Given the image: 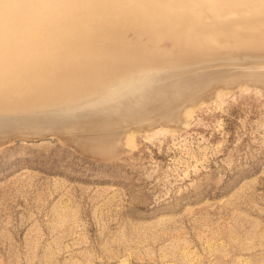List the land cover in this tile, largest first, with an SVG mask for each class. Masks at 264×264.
<instances>
[{
  "label": "rangeland",
  "instance_id": "374dc122",
  "mask_svg": "<svg viewBox=\"0 0 264 264\" xmlns=\"http://www.w3.org/2000/svg\"><path fill=\"white\" fill-rule=\"evenodd\" d=\"M247 65L175 74L264 73ZM243 77L114 146L90 127L2 132L0 264H264V88Z\"/></svg>",
  "mask_w": 264,
  "mask_h": 264
},
{
  "label": "bare ground",
  "instance_id": "6f19581e",
  "mask_svg": "<svg viewBox=\"0 0 264 264\" xmlns=\"http://www.w3.org/2000/svg\"><path fill=\"white\" fill-rule=\"evenodd\" d=\"M66 2L73 32L70 45L91 37L90 45L67 59L54 54L44 63L0 70V133L27 130L38 134L46 128H70L69 133L71 128L88 131L90 127L86 134L99 130L102 133L96 132L95 138L114 146L123 132L131 135L135 129H151L154 122L182 115L180 104L191 100L185 103L188 110L200 94L211 91L214 82L224 85L218 87L221 91L228 90L229 80L219 84L227 77L224 73L181 76L175 74L177 68L224 60L248 64L246 69H264V0ZM237 77L247 80L246 87H251L250 79L263 82L259 87L264 88V73L250 71ZM235 79L231 80L235 87L231 85L236 89ZM129 80L140 81L141 86L118 98L108 94L112 85ZM227 85L232 88L230 82ZM139 105L142 110L134 115ZM131 125L137 128L132 131ZM14 132L10 131L21 133Z\"/></svg>",
  "mask_w": 264,
  "mask_h": 264
},
{
  "label": "clouds",
  "instance_id": "9594fccd",
  "mask_svg": "<svg viewBox=\"0 0 264 264\" xmlns=\"http://www.w3.org/2000/svg\"><path fill=\"white\" fill-rule=\"evenodd\" d=\"M68 7L66 0H0V70L44 63L54 54L67 59L87 49L91 37L69 43ZM140 86V81H121L108 94L118 98Z\"/></svg>",
  "mask_w": 264,
  "mask_h": 264
}]
</instances>
